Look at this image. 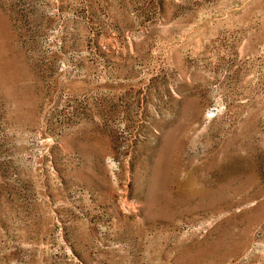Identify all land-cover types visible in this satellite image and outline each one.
Returning <instances> with one entry per match:
<instances>
[{
  "label": "rangeland",
  "instance_id": "obj_1",
  "mask_svg": "<svg viewBox=\"0 0 264 264\" xmlns=\"http://www.w3.org/2000/svg\"><path fill=\"white\" fill-rule=\"evenodd\" d=\"M0 264H264V0H0Z\"/></svg>",
  "mask_w": 264,
  "mask_h": 264
}]
</instances>
